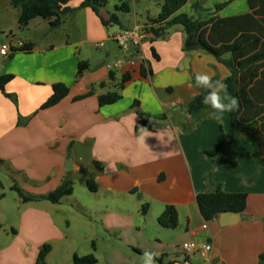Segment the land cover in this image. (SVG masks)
<instances>
[{
  "label": "crops",
  "instance_id": "1",
  "mask_svg": "<svg viewBox=\"0 0 264 264\" xmlns=\"http://www.w3.org/2000/svg\"><path fill=\"white\" fill-rule=\"evenodd\" d=\"M83 1L73 0L69 7L77 8ZM197 2L201 6L195 9ZM225 3L217 12L216 7ZM249 12L247 0H192L178 14L208 19ZM158 14L141 25L135 21L141 43L126 52L114 48L119 31L112 30L113 22L107 23L111 14L104 8L99 15L90 8L67 14L58 28L37 18L21 31L19 10L10 0H0V32L8 35L6 41L0 40V47L33 45L29 53L0 59V75L14 76L5 91L17 99L15 105L0 90L1 167L16 180L14 185L33 196L57 190L64 178L72 180L84 166L92 169L83 182L88 194L79 199L74 188L73 195L57 204L10 198L15 201L10 207L0 181V226L8 215L18 216L9 225L11 240L0 242V264H35L45 244L52 248L48 264H73L74 255L89 254L96 257V264H142L145 250L157 253L156 264L159 260L193 264L199 255L184 253V242L212 243L210 264H259V256L264 254V168L254 158L251 138L244 136L246 130L233 128L229 113L222 121L214 119L207 104L190 115L182 112V105L204 90L195 86L196 73L225 80L230 72L206 51L185 53L180 26L151 43L142 28ZM120 60L125 64L114 70L115 81L110 82V67ZM79 61L89 63L81 77L77 76ZM126 73L131 81L125 85L122 99L100 107L98 97L113 91ZM58 83L70 88L69 95L58 105L40 110ZM101 83L106 86L100 88ZM91 87L93 95L75 101ZM222 95L230 96L227 90ZM135 101L145 114L166 115L165 120L157 121L158 130L151 131L165 144L156 136L146 138L148 147L137 143ZM185 121L190 123L187 130L182 127ZM222 134L223 152L211 159L205 152L218 145ZM168 135L175 136L171 143ZM162 151L166 155H159ZM234 163L232 169L226 168ZM89 179L96 182L94 193L87 187ZM218 189L247 194L245 211L205 221L196 198ZM143 204L149 206L146 214L141 211ZM166 206L177 209L176 229L158 224ZM206 222L208 229L204 230Z\"/></svg>",
  "mask_w": 264,
  "mask_h": 264
},
{
  "label": "trees",
  "instance_id": "2",
  "mask_svg": "<svg viewBox=\"0 0 264 264\" xmlns=\"http://www.w3.org/2000/svg\"><path fill=\"white\" fill-rule=\"evenodd\" d=\"M11 5L19 10L18 27L25 30L32 20L41 18L49 21L52 28H58L63 18L67 14L75 13L82 8H90L95 14L105 8L108 0H84L79 7L71 8L69 3L73 0H10ZM192 0H161L160 12L155 19L149 20L142 31L153 43L156 40L164 39L168 31L174 26H180L185 34L183 50L185 53L193 51H206L215 56L218 61L227 67L230 72L225 80L226 90L230 96L238 97L240 107L238 111L229 113L233 128L237 131H247L244 136L251 138L255 152L254 158L257 164L264 168V0H247L250 12L244 15L232 17L211 16L208 19L190 17L186 14H178ZM228 3V2H227ZM221 4L216 7L217 12L226 5ZM200 2L193 6L198 9ZM120 11H130L127 3L117 7ZM119 23L115 14L110 16V21ZM33 50L32 44H24L12 47L11 52L6 58L10 60L17 52L29 53ZM156 59H159L154 48L151 49ZM89 69L87 61H79L77 76L81 77ZM143 77L146 76V68L141 66ZM14 79L11 74L0 75V90L4 95L17 105L14 95L8 94L5 88ZM109 81H115V71H110ZM131 81V75H122L120 82L113 91L102 94L98 97L100 107L112 105L122 99V92L125 85ZM106 83H101L100 88H104ZM70 92V88L65 84L58 83L53 85L51 97L40 107L46 110L58 105L65 99ZM208 90H202L189 102L182 105V111L191 114L200 111L206 104L203 98ZM94 94V88L87 95L78 97L75 101L81 100ZM138 115V122L135 132H140V127H145L149 131H157L159 128L158 120H165L166 115L151 116L139 110V102L135 101L132 105ZM24 123L19 121V125ZM225 137L222 134L218 145L205 152L211 159L217 158L224 148ZM3 160L0 158V166ZM97 166V163H95ZM234 164L226 167L232 169ZM87 187L90 192L97 191L94 179L87 180ZM20 199L27 202L47 200L57 204L65 197L74 193V183L69 178H64L60 187L46 196H33L26 194L17 185L12 187ZM200 213L205 221H213L221 213L241 214L247 206V194L245 193H226L218 189L211 193L199 194L196 198ZM148 204H143L141 211L143 214L148 212ZM159 226L168 229H176L179 223L177 209L173 206H166L163 213L157 219ZM51 246L45 244L41 247L35 264H48L47 256L51 252ZM97 259L93 254L86 256L73 257V264H96ZM159 264H163L159 260ZM259 264H264V254L259 256Z\"/></svg>",
  "mask_w": 264,
  "mask_h": 264
},
{
  "label": "rangeland",
  "instance_id": "3",
  "mask_svg": "<svg viewBox=\"0 0 264 264\" xmlns=\"http://www.w3.org/2000/svg\"><path fill=\"white\" fill-rule=\"evenodd\" d=\"M127 3V5L130 7V11H120L117 9L118 6H121L123 3ZM161 2V1H160ZM105 11H108L111 15L115 14L117 18H119L120 23H113L111 25V28L113 31H119V35L123 34L127 30H133L135 27V21L138 24H143L148 21V17L150 15L154 16L157 15V13L160 12V3L157 2V0H141V1H135V0H108L107 6L104 8ZM42 20L41 18H39ZM23 31V30H21ZM7 33L5 32H0V40L1 41H6L8 39ZM118 44L115 43L114 48H116V51H120L119 47L117 46ZM97 52V51H96ZM104 58V57H103ZM0 59L4 61V58L1 56ZM112 63L111 60H108ZM183 114L190 115L189 113L185 112L184 110L182 111ZM190 126V123L188 121H185L182 125L183 129L187 130L188 127ZM5 168V167H4ZM3 167L0 166V181L1 185L4 186L6 189L7 194L9 195L8 203L10 207H13V203H15L14 200H19V196L15 191H11V186L15 184V179L12 180V175L10 174L9 171H6ZM92 169H88L87 167H83V170L78 173V174H73L72 175V180L75 188V195L79 199H82L84 195H87V189H86V184H84V179L89 177L91 175ZM16 177V176H15ZM21 183V182H20ZM0 189H2L0 187ZM13 198V199H10ZM17 214L16 215H8L6 222L4 226H0V242H4L6 240H11L12 237V232L10 230V223L17 221L18 219ZM2 222H0L1 224ZM2 225V224H1ZM77 249L79 251H82L83 249V243L81 245L77 246ZM191 256H194L191 254ZM203 259L200 256H196V259L193 264H202Z\"/></svg>",
  "mask_w": 264,
  "mask_h": 264
},
{
  "label": "clouds",
  "instance_id": "4",
  "mask_svg": "<svg viewBox=\"0 0 264 264\" xmlns=\"http://www.w3.org/2000/svg\"><path fill=\"white\" fill-rule=\"evenodd\" d=\"M195 86L197 88L207 89V95L203 98V103L211 107L212 116L217 121H222L226 113L238 111L240 102L238 97L222 95L225 93L227 85L222 79H214L212 75L208 73H196L194 77ZM140 135L137 137V143L148 147L146 144V138L150 136H156L162 144H165L163 139L156 132H151L145 127H140ZM174 135H168L167 141L171 143L174 141ZM159 155H166L164 151L159 152ZM206 250H211V246H205ZM157 253L151 250H145L142 255V264H156ZM210 264V258H209Z\"/></svg>",
  "mask_w": 264,
  "mask_h": 264
},
{
  "label": "built area",
  "instance_id": "5",
  "mask_svg": "<svg viewBox=\"0 0 264 264\" xmlns=\"http://www.w3.org/2000/svg\"><path fill=\"white\" fill-rule=\"evenodd\" d=\"M141 31L139 28H135L133 30H127L123 34L117 35L116 36V42L119 46V48L125 50L126 52H130V46H138L141 43ZM98 48L102 47V45L98 44ZM11 52V46L6 44L2 45L0 47V54L3 58H6ZM125 64L124 60L118 61L115 65L111 66L110 69L111 71H114L116 69H119ZM202 229L206 230L208 229V223L206 222ZM207 245L211 246V250H206ZM182 250L186 254H192L196 253L198 254L202 259L203 263L202 264H209V258L210 255L213 251V245L210 242L206 243H195V242H184L181 245Z\"/></svg>",
  "mask_w": 264,
  "mask_h": 264
},
{
  "label": "water",
  "instance_id": "6",
  "mask_svg": "<svg viewBox=\"0 0 264 264\" xmlns=\"http://www.w3.org/2000/svg\"><path fill=\"white\" fill-rule=\"evenodd\" d=\"M159 121H160V120H159ZM69 163H70V165H71L72 161L70 160ZM220 215H222V216H226V215H233V216H236V213L226 212V213H221Z\"/></svg>",
  "mask_w": 264,
  "mask_h": 264
}]
</instances>
